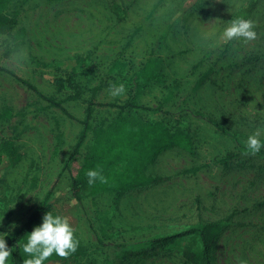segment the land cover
<instances>
[{"label": "rangeland", "instance_id": "374dc122", "mask_svg": "<svg viewBox=\"0 0 264 264\" xmlns=\"http://www.w3.org/2000/svg\"><path fill=\"white\" fill-rule=\"evenodd\" d=\"M250 2L12 1L6 12L17 16L25 41L4 58L7 39L0 37V65L62 109L0 71V113L12 112L0 120V139L11 140L20 157L13 163L0 155V232L13 235L51 187L53 198L65 194L92 142L89 133L63 169L94 95L93 126L120 114L164 120L170 132L191 138V150L169 144L158 152L145 168L164 178L158 183L84 198L76 227L84 255L67 264H190L185 255L200 251L215 228L207 244L211 264H264V149L245 150L257 131L264 141V0L246 13ZM237 15L254 21L255 40L222 38ZM78 58L87 68L60 90L54 82L65 79L60 63ZM149 61L158 80L139 74ZM121 83L125 92L112 96L110 86ZM137 88V103L148 110L104 106L124 104ZM191 167L200 170L180 174Z\"/></svg>", "mask_w": 264, "mask_h": 264}, {"label": "trees", "instance_id": "16d2710c", "mask_svg": "<svg viewBox=\"0 0 264 264\" xmlns=\"http://www.w3.org/2000/svg\"><path fill=\"white\" fill-rule=\"evenodd\" d=\"M12 1L14 0H0V37L7 39L3 52L4 58H9L12 54L19 51L25 41L24 30L17 29V16L6 12V8ZM258 1L251 0L246 13L252 12ZM85 62L84 58L62 61L60 66L66 68L64 71L65 79H56L54 81L55 85L62 90L67 83H72L78 68H87V63ZM0 71L6 73L21 86L31 91L37 99L46 102L48 107L62 109L61 101L52 96H44L35 86L1 65ZM139 74L146 81L159 79V73L154 72L152 61L147 62ZM138 92L139 89L137 88V91L133 92L122 105L110 103L104 106L117 109L121 113L136 109L148 110L138 105ZM96 106L94 95H92L87 104L77 140L63 167L65 170L68 169L74 157L80 154V150L84 146L88 134L91 133L92 142L88 147L80 170L71 179L65 194L53 198L54 192L53 187H51L26 222L8 238V246L13 248L12 257L9 258L8 264H22L23 259L27 258V254L23 252V243L26 242L27 234L32 231L33 227L41 223L45 212L51 211L53 214L67 218L77 239L78 213L84 198L111 192L126 194L130 191L158 183L164 180V178L153 177L151 174H147L145 170L147 164L154 162L158 152L169 144L179 145L185 151L191 150V138L180 131L170 132L164 120L159 122H142L120 114L107 125L93 126L92 120ZM11 117L12 112L8 109L0 113V120H8ZM0 155L8 157L13 163L18 162L20 158L17 147L11 140L0 139ZM230 158V156L225 158L223 163ZM97 168L105 177V181L102 182L97 179L94 184L90 185L87 182L88 177L86 172L89 169ZM199 170L200 167H191L180 174H194ZM202 229V225L197 226L195 233L201 234ZM216 232L217 229L215 228L208 237L204 238V247L200 251L185 255L187 263L211 264L208 257L207 244L215 236ZM83 255V246L78 241L75 252L70 253L66 257H60L53 253L44 264H67L69 261L81 258Z\"/></svg>", "mask_w": 264, "mask_h": 264}, {"label": "clouds", "instance_id": "9594fccd", "mask_svg": "<svg viewBox=\"0 0 264 264\" xmlns=\"http://www.w3.org/2000/svg\"><path fill=\"white\" fill-rule=\"evenodd\" d=\"M222 38L225 41L242 39L245 43L255 40L257 32L254 21L237 15L230 20V23L223 26ZM109 92L112 96H119L125 92V85L123 83L113 84L110 86ZM260 136L261 132L257 131L247 137L245 144L247 153L257 155L264 149V141L260 139ZM86 175L90 185L94 184L97 179L105 181V177L98 168L89 169ZM4 215L5 213L3 218ZM3 218L0 219V228L4 227ZM15 227V224L9 226L10 229ZM10 235V231L0 232V264H8L9 258L12 257L13 248H10L7 243ZM77 246L78 240L75 238L73 228L67 218L47 211L42 216L41 223L34 226L32 231L27 234L26 242L23 243V252L27 254V258L23 259L22 264H44L53 253L60 257H66L75 252Z\"/></svg>", "mask_w": 264, "mask_h": 264}]
</instances>
